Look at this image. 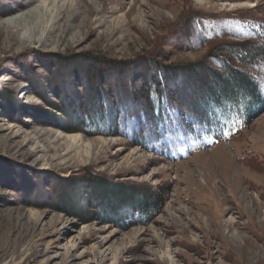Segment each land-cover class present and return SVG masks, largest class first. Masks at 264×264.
<instances>
[{"label":"rangeland","instance_id":"rangeland-1","mask_svg":"<svg viewBox=\"0 0 264 264\" xmlns=\"http://www.w3.org/2000/svg\"><path fill=\"white\" fill-rule=\"evenodd\" d=\"M22 1L0 0V19L23 11ZM85 5L49 0L37 26L0 37V264H264V110L172 156L126 134L74 128L93 98L148 103L145 72L155 61L195 62L230 41L264 44V0H95L99 13ZM236 63L264 93V54ZM186 77L173 86L193 100L201 85L189 89ZM67 132L93 140L90 152L68 153ZM132 184L165 198L150 222L92 218L103 191ZM115 202L130 213L131 204Z\"/></svg>","mask_w":264,"mask_h":264},{"label":"trees","instance_id":"trees-1","mask_svg":"<svg viewBox=\"0 0 264 264\" xmlns=\"http://www.w3.org/2000/svg\"><path fill=\"white\" fill-rule=\"evenodd\" d=\"M187 20L192 22L194 18ZM180 30L189 31L186 27ZM218 37L219 34H214L199 41L203 45L210 44ZM262 44L251 39L230 41L213 45L201 60L195 62L164 64L155 61L145 72L148 93L144 91L142 94L145 97L149 94L148 103L140 102L136 107L132 102L137 99L129 102L125 98L123 103L110 105L102 98H93L87 106L84 104L77 109L80 117L75 118L77 127L74 128L87 135L126 134L138 144H154V149L166 156H172L179 148L187 150L192 145L199 146L211 138L223 139L239 125L248 126L264 110V93L258 81L236 63L252 61L264 54ZM220 50L225 53H218ZM183 77L190 78L189 89L196 90V83L201 85L193 100L192 97L185 98L191 96L188 89L181 88V91L186 90L181 93L173 86L178 87V81ZM130 131L135 133V139L131 138ZM89 177L94 182L99 180V189L108 184L105 177ZM125 188L114 185L111 190L103 191L101 197L104 201L91 210L95 214L92 218L112 220L129 228L150 222L161 211L165 203L162 193H152L151 196L133 184L127 190ZM115 201L131 204L130 213L128 209L123 212L119 206L116 208ZM71 202L70 199L67 201Z\"/></svg>","mask_w":264,"mask_h":264},{"label":"bare ground","instance_id":"bare-ground-1","mask_svg":"<svg viewBox=\"0 0 264 264\" xmlns=\"http://www.w3.org/2000/svg\"><path fill=\"white\" fill-rule=\"evenodd\" d=\"M85 1H86L85 6H87V8H90V10H95L96 13L104 11V8H102L101 5H99L98 7H95V6L93 7L92 3L95 0H85ZM36 2L37 0H26V2L22 1V4H20V7L22 8V6H24V10L21 12L18 11V13L17 12L15 13L14 12L15 9H12L11 11L13 13L11 14L9 12L10 10L8 9L7 10L8 15L0 19V37H3L6 41H10L14 37L13 30L15 28L16 29L22 28L26 25H29L30 27L37 26L36 23H38V18L46 14L45 11H47L46 7L49 3V0H41L39 1V3H36ZM65 4L66 2L64 1L62 3V6L59 8H62ZM79 6L80 5H77V2H75L74 4L70 5V8H71L70 10L74 11L77 8H79ZM19 9L20 8H17V10ZM67 17L69 18V16ZM87 20L89 21L90 18H87ZM21 41L25 42V41H29V39L23 36L21 38ZM65 135H67V137L72 141L70 146L69 145H68L69 147L67 146L68 153H70V151H75L79 155V158H82L83 155L88 154L90 152L89 146H85V144L92 145L93 140L91 141L88 140L87 142L84 141V138L80 134V132H67ZM99 137L100 138L98 139H101V140L105 139V137L103 136H99Z\"/></svg>","mask_w":264,"mask_h":264}]
</instances>
